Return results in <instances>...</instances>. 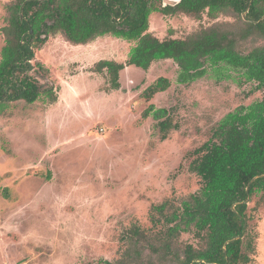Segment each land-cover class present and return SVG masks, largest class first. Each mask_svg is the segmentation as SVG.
<instances>
[{"label": "rangeland", "instance_id": "obj_1", "mask_svg": "<svg viewBox=\"0 0 264 264\" xmlns=\"http://www.w3.org/2000/svg\"><path fill=\"white\" fill-rule=\"evenodd\" d=\"M11 1L0 0V28ZM234 22L229 14L212 19L153 12L147 33L158 40L184 39ZM262 42L239 41L237 49L246 54ZM134 44L104 36L72 45L62 35L49 36L34 52L40 69L34 66L30 74L53 87L56 102L0 107V264H128L137 250L144 264H160L145 246L161 245L160 227L149 230L151 206L196 193L194 151L213 138L226 116L264 98V88L224 65L207 66L202 78L179 84L172 60L147 70L127 66L120 88L111 89L107 77L94 71L96 63H125ZM3 45L0 32V53ZM159 78L168 79L169 88L146 99L143 92ZM150 105L171 119L165 139L153 114L143 116ZM259 197L248 201V225L255 234L250 264H264ZM134 224L149 230L136 248L128 240ZM198 243L192 234H181L175 246Z\"/></svg>", "mask_w": 264, "mask_h": 264}, {"label": "trees", "instance_id": "obj_2", "mask_svg": "<svg viewBox=\"0 0 264 264\" xmlns=\"http://www.w3.org/2000/svg\"><path fill=\"white\" fill-rule=\"evenodd\" d=\"M6 11V25L0 28L4 38L0 107L19 101L31 105L41 99L56 102L53 87L40 85L30 74L34 66L40 69L39 63H33L35 50L54 35H62L72 45H86L104 36L133 41L125 63L101 60L95 65L94 71L107 77L111 89L120 88L119 75L125 67L147 70L162 60L177 64L179 84L202 78L207 66L224 65L241 72L245 81L256 82L257 89L264 88V0H181L166 7L162 0H12ZM153 12H180L195 18L206 14L212 19L229 14L236 22L204 28L184 39L158 40L147 33ZM251 38L263 42L246 54L238 51V42ZM169 86L168 79L159 78L143 96L149 100ZM150 114L165 139L173 126L167 112L150 105L143 116ZM218 130L194 151L191 168L200 179L198 191L179 203L170 198L150 208L149 230L160 227L156 236L161 237V245L145 246L160 264L251 262L255 234L248 225V201L259 195L258 203L264 204V98L226 116ZM149 230L133 225L128 237L134 242L128 240L134 248ZM181 234H192L198 246L177 248ZM141 254L137 250L136 260L128 264H144Z\"/></svg>", "mask_w": 264, "mask_h": 264}, {"label": "water", "instance_id": "obj_3", "mask_svg": "<svg viewBox=\"0 0 264 264\" xmlns=\"http://www.w3.org/2000/svg\"><path fill=\"white\" fill-rule=\"evenodd\" d=\"M43 1V0H41ZM181 0H162V6L163 7H166V6H175L177 4L180 3ZM20 19L22 20L23 19V15L20 11ZM29 33H31V30L29 31Z\"/></svg>", "mask_w": 264, "mask_h": 264}]
</instances>
